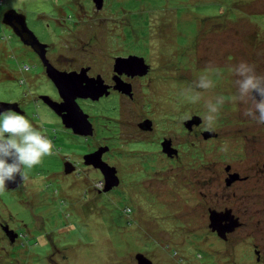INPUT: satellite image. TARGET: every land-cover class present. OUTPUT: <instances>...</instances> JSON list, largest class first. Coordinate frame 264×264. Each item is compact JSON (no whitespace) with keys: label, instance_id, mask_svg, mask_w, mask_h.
I'll return each instance as SVG.
<instances>
[{"label":"rangeland","instance_id":"rangeland-1","mask_svg":"<svg viewBox=\"0 0 264 264\" xmlns=\"http://www.w3.org/2000/svg\"><path fill=\"white\" fill-rule=\"evenodd\" d=\"M9 8L26 15L60 69L109 78L130 52L149 71L133 98L84 101L95 134H76L40 98L59 93L38 54L3 22ZM241 61L264 75V0H105L102 8L0 0V101L16 103L12 110L42 127L57 152L0 193V264H139V252L153 264H264V124L244 115L250 103L232 100L230 69ZM204 74L213 87L193 103L184 90ZM216 96L224 103L209 129L205 101ZM193 114L201 123L187 130L182 122ZM145 117L154 128L139 125ZM165 136L180 148L174 159L159 150ZM99 143L111 145L102 158L120 179L108 191L83 159ZM227 164L251 180L226 183ZM211 208L239 215L227 240L210 226ZM6 225L18 233L14 242Z\"/></svg>","mask_w":264,"mask_h":264},{"label":"water","instance_id":"water-1","mask_svg":"<svg viewBox=\"0 0 264 264\" xmlns=\"http://www.w3.org/2000/svg\"><path fill=\"white\" fill-rule=\"evenodd\" d=\"M93 1L95 2L97 8H102L104 0ZM3 22L9 25L21 38V40L26 45L31 46L38 54L46 68L45 71L47 76L56 86L62 101L54 100L49 95H42V99L56 114L60 116L61 121L66 128H69L74 133L83 136L92 135V122L89 119L88 113L85 112L78 103L77 98L81 97L98 100L103 95H107L109 93V86L104 82L103 77L100 74L96 76H89L88 67H82L78 71H66L61 70L52 64L47 56L48 44L42 42L37 37L35 32L28 26L26 15L23 12L14 8H9L3 14ZM114 69L116 71L115 87L128 95L132 94L131 84L124 82L118 75L122 72H127L132 75H145L148 72V66L145 63L144 58L137 55L116 58ZM7 109L18 110L17 104L0 101V112ZM195 117H197L198 120L195 121L194 118H192L188 123L189 125H192L194 122L199 123V117ZM140 126L151 128V120H144L140 123ZM203 134L205 137H208L211 134L213 135L214 132L205 131ZM162 148L163 151L168 154L177 152L176 149L172 150L173 148L171 147L170 139H164L162 142ZM107 150H109V146L104 145L83 156L85 164L92 165L100 169L102 172L105 179L104 191L112 189L120 182L116 173V167L110 165L102 158L103 153ZM64 165L66 172H70L74 169V165L70 161H65ZM234 177L236 176H232L228 179V182ZM19 183H21V179L17 176L15 182H6V188H14ZM224 219L228 222L225 225H222L221 221ZM238 225H240V222L238 221V218L231 214L230 209L225 212L210 210V226L213 230H217L218 234L225 236L226 231L233 230ZM3 230L8 235L10 240L14 242L18 233L15 230L10 229L7 225L4 226ZM136 258L139 264H153L152 260L143 253H137Z\"/></svg>","mask_w":264,"mask_h":264},{"label":"clouds","instance_id":"clouds-1","mask_svg":"<svg viewBox=\"0 0 264 264\" xmlns=\"http://www.w3.org/2000/svg\"><path fill=\"white\" fill-rule=\"evenodd\" d=\"M230 71L237 77V93L232 100L250 103L244 115L264 124V75H258L254 66L244 61ZM216 74H219L218 70ZM212 87L209 74H204L189 85L184 94L195 103L202 97L200 90ZM223 103V96L205 101L207 111L204 122L209 129L214 125ZM55 154L53 142L42 127L35 126L26 116L12 109L0 112V193L6 190V182H15L17 176L23 184L28 180L26 170L39 165L44 157Z\"/></svg>","mask_w":264,"mask_h":264},{"label":"flooded vegetation","instance_id":"flooded-vegetation-1","mask_svg":"<svg viewBox=\"0 0 264 264\" xmlns=\"http://www.w3.org/2000/svg\"><path fill=\"white\" fill-rule=\"evenodd\" d=\"M105 1V0H104ZM47 54H49V46L47 45ZM121 56H130V55H137V56H140V57H144L143 55H141V54H137V53H127V54H120ZM115 58H116V55H115ZM144 61H145V63L147 64V61H146V59H144ZM147 66H148V64H147ZM82 68V67H81ZM81 68H79V69H68V70H66V69H61V70H66V71H71V70H80ZM149 68V67H148ZM60 69V68H59ZM149 71V70H148ZM148 73V72H147ZM88 75L89 76H95L94 74H92L91 73V68L90 69H88ZM98 75V74H97ZM146 75V74H145ZM145 75H132V74H129V73H127V72H122L121 74H119L118 76L124 81V82H126V83H130L131 84V88H132V93H135V91H134V89H135V85H136V82L140 79L141 80V78L142 77H144ZM115 76H116V71L114 72V73H112V75H110V77L109 78H104V82L109 86V93L107 94V95H103L102 97H104V96H108V97H113V96H117L118 98H122V96H124V95H126L125 93H123L121 90H118L116 87H115ZM129 96V95H128ZM58 98L56 99V98H54L55 100H57V101H62V99H61V97L60 96H57ZM102 97H100V98H102ZM129 97H131V98H133L134 97V95L133 94H131ZM41 99H42V97H40ZM99 98V99H100ZM98 99V100H99ZM43 100V99H42ZM44 101V100H43ZM77 101H78V103L80 104V106L81 107H83V105H82V103L84 102V101H87V103H89V104H92V105H94V103H90L91 101H97V100H92V99H90V98H81V97H78L77 98ZM122 101V100H121ZM44 103H46L45 101H44ZM83 109V108H82ZM85 112H87L88 113V115H89V119H90V121L92 122V125H93V134L92 135H94L95 134V126H94V122H93V118H91V116H90V112L89 111H87L86 109H83ZM58 115V114H57ZM59 116V115H58ZM195 116H199V115H191V116H189V117H187L185 120H183V125L185 126V128L187 129V130H191L192 129V127L194 126V124H200L201 123V117L199 116V123H196V122H194L192 125H189L188 123H189V121L192 119V118H194V120L196 121V120H198V118L197 117H195ZM60 117V116H59ZM61 119V118H60ZM146 119H150L149 117H145V119H143V121L144 120H146ZM142 121V122H143ZM152 124V128H154V121H153V119H152V122H151ZM139 125H140V122H139ZM92 135H90V136H92ZM164 139H170L171 140V147L173 148L172 150H174V149H176V153H172V154H168V153H166V152H164L163 151V154L164 155H166L169 159L171 158V159H174L177 155H179L180 154V148H179V146L178 145H176V144H174V142L172 141V139L171 138H167L166 136L165 137H161L160 139H159V144L164 140ZM101 145H108V144H106V143H99V144H97V146L96 147H94L91 151H94V150H96L99 146H101ZM109 147H111V145L109 144L108 145ZM110 150V149H109ZM109 150H107V151H109ZM159 150L160 151H162L163 149H162V146L159 148ZM106 151V152H107ZM104 155V154H103ZM258 161H256L255 162V166L259 163H257ZM229 164H227V166H226V175H225V182L226 183H228V179H230L232 176H233V174L232 173H239L240 174V176L238 175H235L236 177H237V180H235L234 182H232V183H243V182H249L250 180H251V178H252V176H251V174H248V173H245V174H241L238 170H231V166L229 165ZM264 170V164H263V168L260 170V171H263ZM230 182V181H229ZM114 188V187H113ZM112 188V189H113ZM227 208V207H226ZM213 208H211V210H212ZM228 209V208H227ZM229 209H231V208H229ZM217 210V209H216ZM218 212H223V210H222V208H220V209H218L217 210ZM231 214H233L234 215V217H236V216H238L237 218H238V221L242 224V221L241 220H239L240 219V217H239V215H237V214H235L233 211H232V209H231ZM228 221L226 220V219H224V220H222L221 221V224L222 225H225L226 223H227ZM215 232V231H214ZM217 233V232H216ZM218 234V233H217ZM222 237V236H221ZM224 240H227L228 239V234H226L225 236H223L222 237Z\"/></svg>","mask_w":264,"mask_h":264}]
</instances>
